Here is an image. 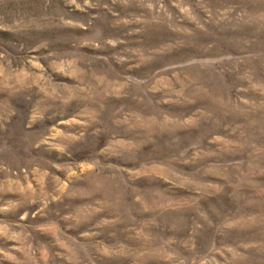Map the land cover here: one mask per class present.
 Wrapping results in <instances>:
<instances>
[{"label":"rangeland","instance_id":"1","mask_svg":"<svg viewBox=\"0 0 264 264\" xmlns=\"http://www.w3.org/2000/svg\"><path fill=\"white\" fill-rule=\"evenodd\" d=\"M0 264H264V0H0Z\"/></svg>","mask_w":264,"mask_h":264}]
</instances>
